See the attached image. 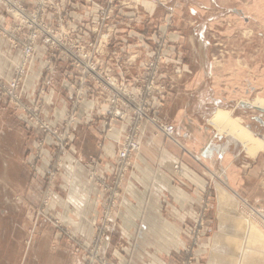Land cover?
<instances>
[{"label":"rangeland","instance_id":"rangeland-1","mask_svg":"<svg viewBox=\"0 0 264 264\" xmlns=\"http://www.w3.org/2000/svg\"><path fill=\"white\" fill-rule=\"evenodd\" d=\"M15 1L27 15L40 10L43 23L38 30L37 19L18 20L11 8L0 2V264H33L34 239L40 225L68 244L72 254L80 258L79 264H111L104 246L118 223L127 177L140 149L119 183L114 169L121 144L116 141L123 140L130 123L114 115L121 109L135 110L128 106V110L124 106L113 108L108 84L107 90L91 79L82 84L86 63L96 66L95 72H102L106 82L116 79L136 96L134 81L154 77L155 86L147 95V114L139 119L140 147L146 124L170 138L148 117L164 121L158 114L162 107L158 101L174 92L178 78L184 74L183 66H211L217 82L213 92H206L216 110L211 129L218 134L220 129L235 134L243 129L244 137L232 135L250 156L263 149L264 178V0ZM151 62L155 71L147 69ZM59 64L64 71L60 74ZM20 67L23 70H18ZM58 75L62 83L58 91L64 100L60 96L57 99L64 110L56 122L50 114V104L56 97H50L56 91L53 84ZM116 92L122 94V87L112 93ZM239 98L245 103L236 108L233 100ZM87 100L95 106L93 111L88 109L91 122L102 124L106 134L118 129L119 135L115 139L107 137L117 148L110 176L96 168L88 169L87 178L100 191L103 202L94 232L82 234L57 216L51 206L56 194L68 190L59 179L68 177L63 165ZM242 113H259L260 121L252 116L234 117ZM236 120V126L232 125ZM203 194L206 196L197 212L201 218L195 214L192 219L185 246L174 253L175 264H204L218 257L222 264H254L258 246L264 249V200L244 204L235 199L222 200V209L234 212V216L213 218L212 188L208 186ZM224 227L229 233L222 242H227L235 256L220 255L215 249L206 252L208 257L199 253L205 235ZM42 257V264L50 263L47 255ZM67 260L63 255L56 262Z\"/></svg>","mask_w":264,"mask_h":264},{"label":"crops","instance_id":"crops-1","mask_svg":"<svg viewBox=\"0 0 264 264\" xmlns=\"http://www.w3.org/2000/svg\"><path fill=\"white\" fill-rule=\"evenodd\" d=\"M44 53L45 50L41 54L45 56ZM59 65L60 74L63 64ZM182 69L184 74L178 78L174 92L158 101L162 105L158 114L165 122L173 124L177 142L150 124L144 126L140 154L127 177L122 194L118 223L104 246L111 264H175L174 253L185 246L192 219L200 210L201 200L206 196L203 191L208 186L214 194L213 218L234 216V212L222 209V200H237L241 204L264 200V178L261 176L263 149L253 156L248 155L243 144L235 138L245 136L243 129L240 134L232 132L235 136L227 130L220 129L225 133L218 134L211 129L210 120L216 110L213 98L207 97L206 92L215 89V71L204 64H186ZM56 77L53 84L56 91L50 97L56 99L50 104V114L58 122L64 105L57 99L62 97L58 91L62 83L61 76ZM233 101L236 108L245 103L242 98ZM93 107L91 100L84 103L75 139L63 165L69 174L59 179L60 184L64 181L63 184L68 185V190L63 193L59 191L51 206L57 216H62L82 234L94 232L93 225L100 215L103 202L100 191L87 178L88 169L96 168L110 176L117 148L107 137L115 139L119 135L118 129L106 134L102 124L91 122V111L88 109L92 108L93 111ZM240 116L243 119L252 116L260 121L259 113H242L234 117ZM236 122L232 125L236 126ZM226 125L229 124L226 122ZM175 164H178L177 170L173 168ZM224 228H214L207 233L199 253L203 252L206 257L208 250L215 249L220 255L233 257L230 246L222 242L229 233L227 227ZM52 237L50 228L44 230L41 225L37 228L33 264H42V254L49 257V264H57L56 260L63 255L69 260L62 264H79L80 258L72 254L68 244ZM257 250L254 254L257 259L253 262L264 264V249L259 245ZM220 258L211 262L205 260L204 264H222ZM196 262L200 264V261Z\"/></svg>","mask_w":264,"mask_h":264},{"label":"built area","instance_id":"built-area-1","mask_svg":"<svg viewBox=\"0 0 264 264\" xmlns=\"http://www.w3.org/2000/svg\"><path fill=\"white\" fill-rule=\"evenodd\" d=\"M0 2L10 7L12 13L15 14V17L18 20L20 18L22 19L31 18L32 22H36L35 19H37L35 26L37 27L38 30L42 29L40 26L41 23H43V21L40 17L41 16L40 10L30 12L32 14L27 15L20 9V6L17 4L15 0H0ZM26 52L28 53L29 50H27ZM147 66H148L147 69L149 71L156 70V67L153 66V62L149 63ZM19 69L23 70V67L18 68V70ZM95 69L96 66H92L91 63L84 64V67H82L83 75L80 77V79L82 80V84H85V81H89L91 79L95 82L94 84L103 87L105 90H107L105 88V85L108 84V86L112 88L111 95L109 97V103L113 106V108L124 106L126 110H128V108L126 107L128 106L129 108H134L135 110V113L133 112L131 113L130 111L127 112L121 109V111L117 110L116 114L114 115L117 120H125V121H129L130 123L129 131H127V133L124 135L123 140L121 142L119 140L116 141L118 144H121V147L118 154L119 162L115 165L114 171L116 172V180H119L120 183L125 177L127 170H129L133 166L134 160L140 149V144L138 140V131L141 130L140 123L142 121H139V119L147 114V109L145 107L146 101L148 100L147 95H148V91L155 86L154 85L155 81H154V77L152 78L147 77L144 80L134 81L136 85V91L138 90V94H139L138 96H136L134 95L135 92L134 93L130 92L125 88V86H123V84H118V81H116V79L110 82L109 81L106 82L104 77L101 75L102 72L96 73ZM118 87H122L123 89L122 94L120 92L112 93L115 92V88ZM109 108H111V106ZM137 117L139 118L137 119ZM148 120L154 123V125L158 130L164 132L172 140L176 141L174 137L176 130L173 125L167 124L166 122L151 116L148 117ZM174 169H178V164L174 165ZM111 214L112 213L110 214L108 213V216H110ZM200 216L201 213L199 212L197 214V217L201 218ZM194 229H196V223ZM196 238H197L196 235H194V242H196Z\"/></svg>","mask_w":264,"mask_h":264}]
</instances>
